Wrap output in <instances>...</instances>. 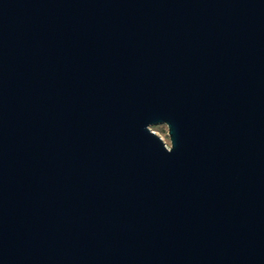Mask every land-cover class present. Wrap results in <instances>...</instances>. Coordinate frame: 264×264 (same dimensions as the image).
<instances>
[{
    "label": "water",
    "instance_id": "95a60500",
    "mask_svg": "<svg viewBox=\"0 0 264 264\" xmlns=\"http://www.w3.org/2000/svg\"><path fill=\"white\" fill-rule=\"evenodd\" d=\"M0 264H264V0H0Z\"/></svg>",
    "mask_w": 264,
    "mask_h": 264
},
{
    "label": "rangeland",
    "instance_id": "374dc122",
    "mask_svg": "<svg viewBox=\"0 0 264 264\" xmlns=\"http://www.w3.org/2000/svg\"><path fill=\"white\" fill-rule=\"evenodd\" d=\"M151 128L156 131L166 141L168 145L170 144L168 128L166 124H156L151 126Z\"/></svg>",
    "mask_w": 264,
    "mask_h": 264
}]
</instances>
